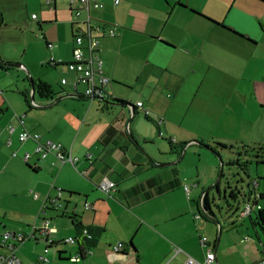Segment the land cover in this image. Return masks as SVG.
<instances>
[{"label":"crops","instance_id":"obj_1","mask_svg":"<svg viewBox=\"0 0 264 264\" xmlns=\"http://www.w3.org/2000/svg\"><path fill=\"white\" fill-rule=\"evenodd\" d=\"M95 2L103 7H93ZM89 3L91 21L100 25L104 34L97 45L102 71L110 79L104 87V100L86 98L83 86L76 90L61 86V76L70 80L72 76L63 65L46 64L50 56L63 62L72 58L75 25L70 0H0V65L22 62L34 84L33 90L26 76L20 96L0 89L1 174L8 169L23 171L30 179L29 193L36 199L41 195L43 202L48 194L54 195L52 186L61 187V208L70 207L73 215L78 212L75 202L90 203V209L83 206L80 219L72 220L91 229L100 228L101 216L141 212L174 241L168 243L159 234L167 243L159 263L182 264L187 255L202 261L209 242L199 243L201 235L192 233L191 218L195 221L201 216L197 211L205 212V198L210 204L209 189L219 192L223 187L220 179L216 180L217 161L208 151L221 154L214 146L220 142L237 148L241 145L240 153L246 154L245 145L262 143L264 0ZM85 15L83 10L81 17ZM109 26L116 27L114 36L106 35ZM38 80L51 85L52 97L37 93ZM138 101L141 106L136 105ZM128 103L135 105L132 114ZM143 110H148L149 116ZM251 125L257 132L254 137ZM23 129L39 133L44 141L60 142L75 158L74 165L59 163L51 155L39 158L33 141L18 140ZM26 152L30 157L24 161ZM87 152L91 161L85 157ZM195 155H199L198 163ZM202 155L208 157V163H201ZM187 156H193L191 163L185 160ZM104 178L116 183L109 195L97 187ZM185 184L190 187L188 196ZM255 185L259 187V182ZM249 194L255 206L258 201L253 189ZM43 219L50 220L41 218L27 233ZM187 225L191 232L184 234ZM48 227L55 231H34V236L18 246L32 239L43 241L44 248L58 242L59 230L51 223ZM48 238L52 239L50 245ZM188 238L203 254L195 245H185ZM84 244L92 252L83 258L85 264H143L135 246L132 251L122 248L114 253L116 243L107 248L93 238L79 243L74 254L84 249ZM176 247L181 251L175 253ZM59 255L66 260L73 254ZM37 258L24 264H33ZM216 258L220 264H230L217 254Z\"/></svg>","mask_w":264,"mask_h":264},{"label":"rangeland","instance_id":"obj_2","mask_svg":"<svg viewBox=\"0 0 264 264\" xmlns=\"http://www.w3.org/2000/svg\"><path fill=\"white\" fill-rule=\"evenodd\" d=\"M27 75L25 70L17 67L7 70L0 68V89L5 90V93L9 92L14 96H20L18 91L22 89V80L27 79ZM79 87L82 88V85ZM138 114L141 115V113ZM143 116L142 114L143 121L147 122ZM259 123V136L262 143L253 146L245 145L246 154L237 153L240 152L241 145H239L240 148L233 145V149H223L217 145L218 142H214V146L219 149L221 154L215 155L210 151L208 154L217 161V178L221 163L223 164V174L219 178L223 187L219 192L216 188L209 189L211 214L197 211L196 214H201L200 218L195 221L191 218L192 233L195 236L197 233L204 236L209 242V247L212 250L216 248L217 257L230 264H247L264 256V195L259 196L260 192L264 193V149L258 148L259 146L264 147V110H260ZM241 130L244 132L245 128L242 127ZM250 135L253 137L257 135L252 125ZM191 159L193 156H187L185 160L191 163ZM194 159L198 163L199 155H195ZM236 159L240 160L238 164L230 162ZM208 161L207 156H201V163H208ZM24 166L28 169L25 164ZM1 171L0 168V252L5 251L1 238L3 231L12 230L28 234L32 224L39 223L43 217L50 218V223L57 227L60 234L59 241L48 247L49 252L46 257L52 262H65V259L59 258V251L62 252V255L74 254L79 243L86 241V238L79 232L83 228L88 231L91 239H99L101 244L107 248L112 243L120 242L124 249L132 251L134 250L133 244L137 251L136 255L139 256V261L143 264H161L159 259L166 251L167 243L159 237L160 235L163 234L164 236H162L168 243L174 242L171 238L166 237L165 230L159 226H152L141 212H137L138 214L135 215L119 212L120 214L101 216L98 218L99 229L94 227L91 230L90 227L85 226L77 228L72 219L82 217L83 200L75 202V209L78 210L76 215H73L70 207L68 210L61 208V205L64 204L62 199L58 201L60 207H50L46 204L43 210V197L40 195L36 199L29 193L30 179L23 171L8 169L2 174ZM255 182H259V187L255 185ZM251 189L254 190V197L258 203L253 206L251 216L240 217L239 213L245 208L246 202L252 200V197L250 200L247 198ZM233 190L237 193L235 198L230 195ZM66 194L68 193L66 192ZM74 195L77 198H83L80 194ZM190 232L191 228L187 225L184 234ZM68 236H78V241L73 245L64 243L63 239ZM192 241L194 240L192 239ZM185 245H195L198 253L203 254L198 244L191 242V238H188ZM44 246L43 241L32 239L26 241L25 244H20L16 255L23 263H30L43 252ZM84 246L86 249L89 248L85 244ZM178 246L186 252L185 248Z\"/></svg>","mask_w":264,"mask_h":264},{"label":"built area","instance_id":"obj_3","mask_svg":"<svg viewBox=\"0 0 264 264\" xmlns=\"http://www.w3.org/2000/svg\"><path fill=\"white\" fill-rule=\"evenodd\" d=\"M114 3H118L119 0H113ZM49 2V0H47ZM70 3L73 6L74 20L73 25H75L73 30V48H72V58L69 61L63 62L59 58L50 56L46 61V64L49 66L63 65L66 72L72 76L70 80L68 77L61 76L59 79V84L61 86H70L73 90H76L77 86H83L82 94L88 99H105L106 94L104 87L110 82V79L102 71V59L97 54V45L99 38L104 35L101 33V26L94 25L91 21V16L89 14L90 3L89 0H70ZM93 7L102 8V3H93ZM86 11V15L81 17L82 11ZM34 18L35 15H32ZM116 34V27L109 26L106 30V35L114 36ZM51 46V44H48ZM34 104V103H33ZM142 102H136L137 106H141ZM146 116H149L148 110H143ZM9 132L13 131L11 125L7 126ZM18 140L20 142H25L31 140L35 143L34 151L38 154L39 158L45 159L51 155L57 162L64 163L70 162L74 165V157L71 155L70 151H67L60 142L55 141H44L41 138V135L36 132H31L27 129H23L18 134ZM15 155V153H13ZM24 161H27L30 155L26 152L22 156ZM86 159L91 161V153L87 152L85 155ZM55 164V162H51ZM54 188V195L48 194L43 202V206L46 207V204H50L53 207L59 206L58 201L63 193L61 187ZM97 187L105 194L109 195L112 190H115L116 183L112 180L104 178L99 181ZM184 191L187 196L190 193V187L188 185H183ZM32 192V191H31ZM34 198L36 195L33 193ZM85 209H90L92 205L88 202L84 203ZM252 203L250 201L246 202L245 208L240 211V217L249 216L251 210L253 209ZM203 208V206L201 205ZM205 209V208H204ZM198 216V215H197ZM196 216V217H197ZM50 223L49 219H43L40 222V225H34L32 227L31 233L24 234L22 232H16L12 230L3 231L1 238L5 251L0 252V264H24L16 255V251L19 243H23L26 239L34 236L33 232L38 231L43 234H49L51 231H55L53 228H49ZM80 235L86 239L91 238L90 234L86 229H82ZM49 243H52V239H46ZM68 243H74L78 241V236H68L64 240ZM207 239L203 236L199 237V243L205 245ZM123 245L118 242L112 246V251L114 253H119L122 251ZM48 247L43 249V252L38 256L37 260L33 264H85L83 258L86 255H91V250L81 249L75 254L69 256L65 262H52L47 257ZM175 253L181 251L180 248L174 249ZM182 264H220L217 261L216 254L211 248L206 249L204 253V259L202 261L197 260L189 255ZM251 264H264V257L251 263Z\"/></svg>","mask_w":264,"mask_h":264},{"label":"trees","instance_id":"obj_4","mask_svg":"<svg viewBox=\"0 0 264 264\" xmlns=\"http://www.w3.org/2000/svg\"><path fill=\"white\" fill-rule=\"evenodd\" d=\"M2 63V62H1ZM0 67L2 68V69H10V67H7V66H5L3 63L0 65ZM35 90L37 91V93L39 94V95H41V96H43V97H52L53 96V94H54V91H53V89H52V87H51V85L50 84H48V83H46V82H44V81H41V80H38L37 82H35ZM217 145L219 146V147H222V148H227V149H233L234 148V146L233 145H227V144H223V143H217ZM244 147H246V146H244ZM259 149H264V147L263 146H259L258 147ZM251 149H254V147H251ZM238 154L240 153V152H237ZM232 164H238L239 163V159H236V160H234V161H230ZM264 162V161H263ZM223 174V173H222ZM221 174V175H222ZM230 195H231V197L233 196V192L231 191L230 192ZM204 208L206 209L205 210V212H204V214H211L212 212H211V208H210V204L208 203V201H207V199L205 198V200H204ZM260 214H262V211H260ZM75 224L77 225V228H81L82 227V225H81V223H77V222H75ZM92 230V229H91ZM89 239H91V238H89ZM89 239H87V240H89ZM93 239V238H92ZM131 244H132V242H131ZM132 246H133V248H134V245L132 244ZM62 252H59V254H61ZM59 257H60V255H59Z\"/></svg>","mask_w":264,"mask_h":264},{"label":"water","instance_id":"obj_5","mask_svg":"<svg viewBox=\"0 0 264 264\" xmlns=\"http://www.w3.org/2000/svg\"><path fill=\"white\" fill-rule=\"evenodd\" d=\"M5 66L7 67H17V68H21L23 70H25L27 72V76L29 77V80H30V84H31V87L32 89L34 90V84H33V80H31V76L29 74V71L25 69V67L20 64V63H7V62H2ZM127 107L129 108V113L132 114L135 112V105L133 103H128L127 104ZM160 165H166V164H160ZM222 163H221V167H220V170H219V175H218V178H217V181L219 180V178L221 177V174H222ZM253 207V206H252ZM219 231H220V228H219Z\"/></svg>","mask_w":264,"mask_h":264},{"label":"flooded vegetation","instance_id":"obj_6","mask_svg":"<svg viewBox=\"0 0 264 264\" xmlns=\"http://www.w3.org/2000/svg\"><path fill=\"white\" fill-rule=\"evenodd\" d=\"M233 192V196H232V198H235V197H237V193H236V191L235 190H233L232 191ZM253 192H254V190H253ZM247 198H248V200H250V198H251V195L248 193V196H247Z\"/></svg>","mask_w":264,"mask_h":264}]
</instances>
